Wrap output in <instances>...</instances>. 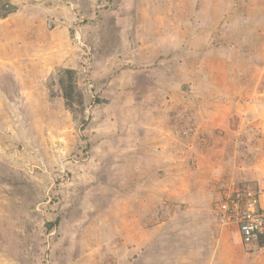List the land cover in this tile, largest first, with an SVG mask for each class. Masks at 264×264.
<instances>
[{
    "label": "rangeland",
    "instance_id": "obj_1",
    "mask_svg": "<svg viewBox=\"0 0 264 264\" xmlns=\"http://www.w3.org/2000/svg\"><path fill=\"white\" fill-rule=\"evenodd\" d=\"M3 3L0 264H264L216 208L264 180V0Z\"/></svg>",
    "mask_w": 264,
    "mask_h": 264
},
{
    "label": "built area",
    "instance_id": "obj_2",
    "mask_svg": "<svg viewBox=\"0 0 264 264\" xmlns=\"http://www.w3.org/2000/svg\"><path fill=\"white\" fill-rule=\"evenodd\" d=\"M231 183V192L224 196L216 208L222 220L234 225L244 244L264 239V208L259 193L249 185L241 188Z\"/></svg>",
    "mask_w": 264,
    "mask_h": 264
},
{
    "label": "crops",
    "instance_id": "obj_3",
    "mask_svg": "<svg viewBox=\"0 0 264 264\" xmlns=\"http://www.w3.org/2000/svg\"><path fill=\"white\" fill-rule=\"evenodd\" d=\"M13 15V14H12ZM10 15V16H12ZM10 16H8L7 18L4 19H0V41H4L3 44H0V49H3V47H5V52L8 53V55H3L1 57V61H0V69L2 66H4L5 64L11 66L9 68L10 72L13 73L14 71H16L20 61H18V57L17 59L15 58L16 56H11L15 51L19 50L18 46V40L21 42L22 39L19 32H16L13 30V26L15 25L14 22H16V19L12 20L10 18ZM15 16V15H14ZM12 20V21H11ZM28 32V31H27ZM30 43V41H29ZM30 49V46H28L27 50ZM262 174H264V172H261ZM256 176H260L261 174H254ZM258 193L260 195V205L262 208H264V180H259L258 179ZM237 235H238V239L241 243V249L246 250V249H256V246L258 247H264L263 245L260 246L258 244V242H253V243H249V244H244L241 240L240 234L237 231ZM262 249V248H261Z\"/></svg>",
    "mask_w": 264,
    "mask_h": 264
},
{
    "label": "trees",
    "instance_id": "obj_4",
    "mask_svg": "<svg viewBox=\"0 0 264 264\" xmlns=\"http://www.w3.org/2000/svg\"><path fill=\"white\" fill-rule=\"evenodd\" d=\"M12 7H4L3 0H0V18L6 17L12 12ZM57 85L64 100L65 107L72 113H81L83 108V96L76 84V72L72 69L63 68L57 73ZM258 244L263 245V239H259Z\"/></svg>",
    "mask_w": 264,
    "mask_h": 264
}]
</instances>
